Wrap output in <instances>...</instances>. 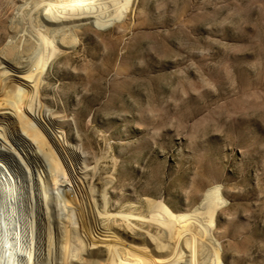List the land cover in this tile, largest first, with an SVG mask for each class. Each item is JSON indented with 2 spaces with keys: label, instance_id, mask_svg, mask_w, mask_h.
Instances as JSON below:
<instances>
[{
  "label": "rangeland",
  "instance_id": "rangeland-1",
  "mask_svg": "<svg viewBox=\"0 0 264 264\" xmlns=\"http://www.w3.org/2000/svg\"><path fill=\"white\" fill-rule=\"evenodd\" d=\"M137 3L105 23L111 52L69 50L28 119L86 159L67 205L104 189L117 211L163 204L182 264H264V0Z\"/></svg>",
  "mask_w": 264,
  "mask_h": 264
},
{
  "label": "bare ground",
  "instance_id": "bare-ground-1",
  "mask_svg": "<svg viewBox=\"0 0 264 264\" xmlns=\"http://www.w3.org/2000/svg\"><path fill=\"white\" fill-rule=\"evenodd\" d=\"M136 7L137 0H0V264L183 263V233L166 205L117 211L107 189L103 205H84L79 195L80 205H67L68 176H79L86 159L75 166V153L57 151L52 134L28 121L69 50L97 37L111 52L105 23Z\"/></svg>",
  "mask_w": 264,
  "mask_h": 264
}]
</instances>
